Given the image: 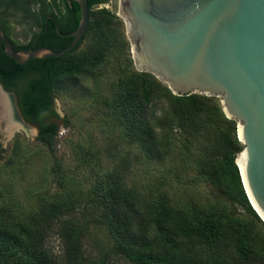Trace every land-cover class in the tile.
Here are the masks:
<instances>
[{
    "label": "trees",
    "instance_id": "1",
    "mask_svg": "<svg viewBox=\"0 0 264 264\" xmlns=\"http://www.w3.org/2000/svg\"><path fill=\"white\" fill-rule=\"evenodd\" d=\"M70 1L71 5L69 0H62L65 13L58 15L57 0H0V17L17 16L20 23L34 24L42 34L37 47L61 51L71 43L68 34L78 28L81 16L78 3ZM105 3L88 0L87 32L76 48L60 57L32 59L20 65L0 47L1 84L15 92L22 116L38 126L37 140L51 150L58 134L52 121L57 117L55 96L66 92L67 81L92 76L102 59L101 53L73 56L83 41L91 33L102 34L106 28L112 31L113 25L119 24L125 29L123 35L131 53L124 21L105 9L94 10ZM50 13L60 33L55 24L46 27ZM114 104L139 161L164 164L173 154L176 140L183 137L188 144L186 153L195 158L199 174L252 219L223 218L198 205L181 208L165 194L153 201L128 186L121 174L109 182L96 181L85 191L83 205H50L44 218L57 221L63 246L61 260L46 248L45 228H14L2 221L0 259H8L14 244L24 249L22 264H112L118 258L129 264H264V222L247 197L236 163L242 150L238 124L227 117L220 99L198 94L175 96L154 75L139 72L134 65L122 79ZM93 230L104 233L106 239H91L97 254L87 256L86 241Z\"/></svg>",
    "mask_w": 264,
    "mask_h": 264
},
{
    "label": "rangeland",
    "instance_id": "2",
    "mask_svg": "<svg viewBox=\"0 0 264 264\" xmlns=\"http://www.w3.org/2000/svg\"><path fill=\"white\" fill-rule=\"evenodd\" d=\"M118 1L106 0L94 10L105 9L119 17ZM57 3L60 12L56 9L54 12L63 15L62 0ZM10 18L13 19V37L18 43H27L33 30L39 32L40 28L32 23L18 25L17 16ZM112 29L106 28L98 35L100 31L91 33L73 54L101 53L102 59L93 68L92 76L67 81L66 92L55 96L57 117L52 121L58 127V134L52 150L37 140L38 126L25 120L16 95L4 90L0 83V96L3 94L10 99L14 121L20 123L18 130L8 132L0 108V221L14 228L21 225L45 228V246L59 260L63 246L57 221L49 222L44 218L50 205L59 203L66 208L83 205L85 191L96 181L109 182L121 174L128 186L153 201L165 194L173 205L181 208L198 205L223 218L252 219L199 174L195 158L186 153L188 144L183 137L176 140L174 152L164 164L136 158V146L129 145L114 104L120 83L134 64L123 35L125 29L119 24ZM96 238L106 239L104 233L93 230L86 241L87 256H96L97 249L91 240ZM11 249L8 259L3 261L22 264L24 249L14 244ZM3 261L0 259V264ZM112 264L129 263L118 258Z\"/></svg>",
    "mask_w": 264,
    "mask_h": 264
},
{
    "label": "water",
    "instance_id": "3",
    "mask_svg": "<svg viewBox=\"0 0 264 264\" xmlns=\"http://www.w3.org/2000/svg\"><path fill=\"white\" fill-rule=\"evenodd\" d=\"M74 1L81 16L68 34L69 46L16 51L0 27L3 52L22 65L76 48L87 32L90 9L88 0ZM118 16L137 71L154 75L175 96L219 98L227 117L237 122L242 150L236 163L264 222V0H119Z\"/></svg>",
    "mask_w": 264,
    "mask_h": 264
},
{
    "label": "flooded vegetation",
    "instance_id": "4",
    "mask_svg": "<svg viewBox=\"0 0 264 264\" xmlns=\"http://www.w3.org/2000/svg\"><path fill=\"white\" fill-rule=\"evenodd\" d=\"M17 21H18V25H20L19 24L20 22H19L18 19H17ZM54 21L57 23L56 18L54 17V15H52L51 13L48 14V17H47V19L45 21L46 27L49 26L50 24L51 25L55 24ZM12 22H13V19H11V18H8V17L2 18V17H0V27L6 33V35L11 39L15 50H16V47H22V46H25L26 48L22 49L20 51H26V50H29V49H37V48H39V47H37V41H38V38L42 35L41 34V29H39V32H37V30H33L31 32L30 38L28 39L27 43H18L15 40V38L13 37V33H12L13 32V23ZM15 24H16V22H15ZM0 47H2V50H3V46L1 44V41H0ZM40 47H45V46H40ZM0 83H1V81H0ZM3 89L6 90L4 87H3ZM8 92H11V93L15 94L14 91H8ZM16 97H17V95H16ZM0 148H2L1 147V143H0Z\"/></svg>",
    "mask_w": 264,
    "mask_h": 264
},
{
    "label": "bare ground",
    "instance_id": "5",
    "mask_svg": "<svg viewBox=\"0 0 264 264\" xmlns=\"http://www.w3.org/2000/svg\"><path fill=\"white\" fill-rule=\"evenodd\" d=\"M0 108L1 115L7 122L8 132L13 133L15 130H18L20 123H15V113L13 112L12 104L9 98L1 94L0 96ZM16 128V129H15ZM21 129V128H20ZM254 206V204H253Z\"/></svg>",
    "mask_w": 264,
    "mask_h": 264
}]
</instances>
